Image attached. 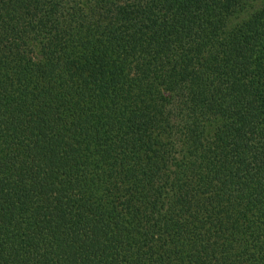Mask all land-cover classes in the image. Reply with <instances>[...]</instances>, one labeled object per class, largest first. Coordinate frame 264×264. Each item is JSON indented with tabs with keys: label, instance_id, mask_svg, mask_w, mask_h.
Listing matches in <instances>:
<instances>
[{
	"label": "trees",
	"instance_id": "16d2710c",
	"mask_svg": "<svg viewBox=\"0 0 264 264\" xmlns=\"http://www.w3.org/2000/svg\"><path fill=\"white\" fill-rule=\"evenodd\" d=\"M0 264H264V0H0Z\"/></svg>",
	"mask_w": 264,
	"mask_h": 264
}]
</instances>
